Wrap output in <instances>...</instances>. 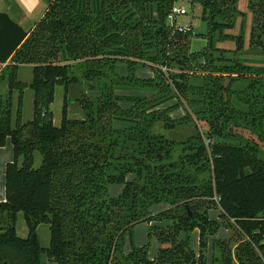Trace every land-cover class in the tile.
<instances>
[{"label": "trees", "instance_id": "16d2710c", "mask_svg": "<svg viewBox=\"0 0 264 264\" xmlns=\"http://www.w3.org/2000/svg\"><path fill=\"white\" fill-rule=\"evenodd\" d=\"M45 1L31 30L0 11V63L6 64L0 82L9 86L7 100L0 95V147L10 138L14 150L0 201V264H40L42 253L56 264H208V238L221 228L210 217L213 208L234 232L215 242L222 264H233L234 236L239 264H264V67L218 65L222 57L213 53L225 52L215 46L221 39L244 46L243 32H225L243 15L239 0H191L202 6L208 25L199 34L207 44L198 50L191 49V25L183 32L167 23L180 0ZM249 8L251 38L263 45L264 0H249ZM119 63L127 64L125 75ZM22 64L33 66L31 84L18 79ZM139 67L153 75L139 77ZM82 79L101 85V94L78 98L85 117L70 118L69 87ZM239 80L247 85L238 90ZM28 86L34 113L23 122ZM57 86L64 88L59 124L51 110ZM184 103L199 107L205 134L181 141L155 135L157 121L168 130L183 122L170 112ZM111 184H123L120 194H110ZM164 200L171 206L154 214L151 207ZM19 212L29 230L25 238L16 230ZM140 222L151 224L149 235L161 244L153 258L148 244L124 250V236L132 239ZM42 223L50 225L47 248L37 233ZM195 230L199 251L191 246Z\"/></svg>", "mask_w": 264, "mask_h": 264}, {"label": "rangeland", "instance_id": "374dc122", "mask_svg": "<svg viewBox=\"0 0 264 264\" xmlns=\"http://www.w3.org/2000/svg\"><path fill=\"white\" fill-rule=\"evenodd\" d=\"M241 0L237 3V8L243 12V15H237L235 27L230 30H225V32L232 34V35H244V46L239 47L237 46L234 40H218L215 43V46L224 49L225 52L221 53L216 49L213 50V53L217 57L221 55V59L217 61L218 65L229 64L233 61H238L241 64L252 65L256 67H264V44L259 45L258 38H251V30L253 25V13L249 8V0L245 1V4L248 5L246 10H241L240 8L244 5L241 3ZM178 5L183 6L187 9L186 14L177 15L175 18V23L182 25V26H189L193 27L194 36L191 42V49L198 50L201 49L203 46L207 44L206 34L208 33V25L207 22L203 18V11L202 6L198 3L192 4L191 0H180ZM167 23L169 25L173 24V20H168ZM243 27V30H242ZM205 34V35H199ZM217 38V37H216ZM262 41L264 42V34L262 36ZM117 70L121 75H125L128 72V67L126 63H119L117 66ZM79 76H81V72H76ZM136 74L139 77H150L153 75V72L148 67H139L136 70ZM202 75L196 77V82L202 81ZM18 79L31 84L33 81V72L32 68L29 66L21 67L18 71ZM247 82L243 80H239L236 84L235 89L244 88ZM2 82L0 83V85ZM102 86L98 85L96 82H88L83 80L79 84H74L69 87L68 92V115L70 118H79L82 119L85 117V112L81 105L78 102V98L81 97H89L96 99L98 95L101 94ZM8 92L7 90H4ZM131 93L132 95H144L145 92H127ZM2 94V95H1ZM1 97L5 100L6 98L3 96V92L1 93ZM149 94V93H147ZM6 97H8L6 95ZM7 100V99H6ZM64 102V88L61 86L56 87L55 92V99L51 105V110L53 112V118L56 124H59L62 118V107ZM175 100L169 101L166 104H163L160 108H165L170 104H174ZM234 103L242 108L247 109V107L242 104L236 98L234 99ZM18 104V91L14 90L13 97H12V108L15 113L16 106ZM123 105L127 106V103H123ZM129 105V104H128ZM198 106H192L188 103H184L183 106L179 108H175L173 111L170 112V116L173 118H177V121H183L180 125H178L175 129L168 130L164 127L162 121H157L152 126V132L155 135H162L164 137H168L171 139H175L176 141H181L187 139L189 136L196 134L197 132L204 133L208 125L204 120L199 118L198 114H196V110ZM34 110V94L33 90L28 86L24 91L23 96V105H22V121L27 122L33 116ZM242 130V129H239ZM26 132L29 133V128L26 129ZM243 133L246 136H252L250 131L243 129ZM205 134V133H204ZM254 137V136H253ZM10 146V145H9ZM13 149V146H12ZM180 149L177 148L174 150L173 158L177 159L179 156ZM14 154L12 153V160ZM36 165L41 163V157L38 152H36ZM2 171L0 169V183H1V174ZM2 188V186H1ZM123 189V184H111L109 187L110 194L112 196H117ZM171 205L168 201H162L157 204H154L151 207L153 213H158L162 210L169 208ZM210 217L218 220L220 223V230L213 236L208 238V248L206 251L207 261L208 264H222L221 260V249L218 245H216V241L218 240H227L234 235V232L229 228L226 220L220 217V209L213 208L210 210ZM151 224L148 222H140L133 228L132 231V239L130 235L127 233L124 236V250L129 251L131 247L134 246H142L144 244H148L149 248V256L153 258L156 256L159 247L161 246L159 240L155 236L149 235ZM16 230L20 237H27L29 234V230L26 224V220L24 214L22 212L18 213V217L16 220ZM197 232V231H196ZM37 233L40 239V243L42 247L47 248L50 246V225L48 223H42L37 228ZM238 238L234 236L231 244V251L233 257V264H239L236 258V242ZM191 246L194 250L199 251V241L197 238V234L194 232L191 238ZM40 264H56L53 259L48 257L45 253H42L40 256Z\"/></svg>", "mask_w": 264, "mask_h": 264}, {"label": "crops", "instance_id": "0c3cea01", "mask_svg": "<svg viewBox=\"0 0 264 264\" xmlns=\"http://www.w3.org/2000/svg\"><path fill=\"white\" fill-rule=\"evenodd\" d=\"M245 1L247 0H241L240 2V4L241 3L244 4L240 8L243 11L246 10L248 7V5L245 4ZM46 9H47V3L45 0H0V11L9 13L10 16L14 20L19 22L26 30H31L34 27L35 23L44 16ZM5 65L6 64L0 63V71ZM25 66L31 67L33 72V66L31 64H22L20 68ZM4 90H7L8 92H5ZM2 92H3V96L5 98H8L6 97V95L9 96V86L7 81H2V84L0 85V94ZM12 146H13L12 141L10 138H8L6 145L0 147V169L4 171L1 174L2 178L0 183V201L6 199L5 170H6V164L12 160V153L14 154V150L12 149ZM194 232L197 234V238L199 241L198 230H195Z\"/></svg>", "mask_w": 264, "mask_h": 264}, {"label": "built area", "instance_id": "2783aa9c", "mask_svg": "<svg viewBox=\"0 0 264 264\" xmlns=\"http://www.w3.org/2000/svg\"><path fill=\"white\" fill-rule=\"evenodd\" d=\"M187 12L188 11H187V9L185 7L180 6V5H178V3H176L172 7V9H171V11H170V13L168 15V20H173L174 21L173 25H174V27L176 29H178L180 31H183V32H187L191 28L190 25L189 26H182V25H179V24L175 23V18H176L177 15L186 14Z\"/></svg>", "mask_w": 264, "mask_h": 264}]
</instances>
